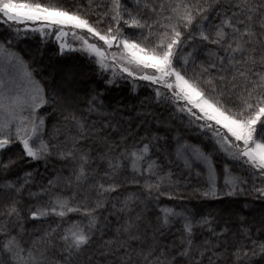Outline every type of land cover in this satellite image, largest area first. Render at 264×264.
I'll use <instances>...</instances> for the list:
<instances>
[{
	"label": "snow or ice",
	"instance_id": "snow-or-ice-1",
	"mask_svg": "<svg viewBox=\"0 0 264 264\" xmlns=\"http://www.w3.org/2000/svg\"><path fill=\"white\" fill-rule=\"evenodd\" d=\"M0 264H264V0H0Z\"/></svg>",
	"mask_w": 264,
	"mask_h": 264
},
{
	"label": "rangeland",
	"instance_id": "rangeland-1",
	"mask_svg": "<svg viewBox=\"0 0 264 264\" xmlns=\"http://www.w3.org/2000/svg\"><path fill=\"white\" fill-rule=\"evenodd\" d=\"M69 40H71V35L68 37Z\"/></svg>",
	"mask_w": 264,
	"mask_h": 264
}]
</instances>
